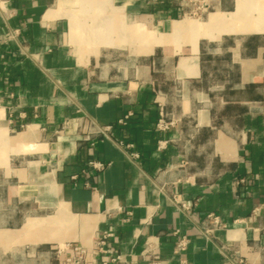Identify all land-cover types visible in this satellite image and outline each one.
Segmentation results:
<instances>
[{
	"label": "crops",
	"instance_id": "0c3cea01",
	"mask_svg": "<svg viewBox=\"0 0 264 264\" xmlns=\"http://www.w3.org/2000/svg\"><path fill=\"white\" fill-rule=\"evenodd\" d=\"M208 1L0 0V264H264V0Z\"/></svg>",
	"mask_w": 264,
	"mask_h": 264
},
{
	"label": "built area",
	"instance_id": "2783aa9c",
	"mask_svg": "<svg viewBox=\"0 0 264 264\" xmlns=\"http://www.w3.org/2000/svg\"><path fill=\"white\" fill-rule=\"evenodd\" d=\"M189 4H191L194 8L191 11V15L192 16H199V13H207L211 7L210 3L208 0H188ZM177 125V121L173 118L169 119L168 115L165 113L163 108H160V116H159V120L157 123V129L160 132H168L172 129H174ZM110 128H105L102 130V132L106 133V131H109ZM120 147L122 149L128 150L131 148H134L133 145H125L124 143L120 144ZM162 143L160 145V148H162ZM129 157L132 160H136L140 158V154L138 152H134L132 154L129 155ZM93 167H95L98 170H102L105 168L104 164L101 163H91ZM216 224H218L217 219H215ZM186 246L185 242H181L179 244V248L181 250H184ZM78 256L75 259H71L68 261L69 264H81L83 261V256L85 254V251L78 249ZM239 264H245L244 261H241Z\"/></svg>",
	"mask_w": 264,
	"mask_h": 264
},
{
	"label": "rangeland",
	"instance_id": "374dc122",
	"mask_svg": "<svg viewBox=\"0 0 264 264\" xmlns=\"http://www.w3.org/2000/svg\"><path fill=\"white\" fill-rule=\"evenodd\" d=\"M189 18L195 19L196 17H194V16L190 15V16H189ZM196 19H197V18H196Z\"/></svg>",
	"mask_w": 264,
	"mask_h": 264
}]
</instances>
